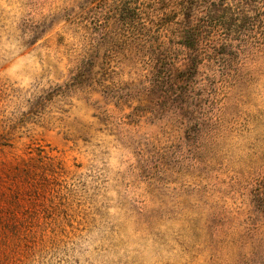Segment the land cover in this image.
<instances>
[{"label":"rangeland","instance_id":"obj_1","mask_svg":"<svg viewBox=\"0 0 264 264\" xmlns=\"http://www.w3.org/2000/svg\"><path fill=\"white\" fill-rule=\"evenodd\" d=\"M187 1L0 0V264H264V4Z\"/></svg>","mask_w":264,"mask_h":264},{"label":"trees","instance_id":"obj_2","mask_svg":"<svg viewBox=\"0 0 264 264\" xmlns=\"http://www.w3.org/2000/svg\"><path fill=\"white\" fill-rule=\"evenodd\" d=\"M162 1L166 5L168 0ZM257 1L259 0H188L183 6L190 5L188 10L193 8L195 11L197 6L205 4L204 8L202 7L204 14L198 22L208 28L220 27L237 32L239 29L254 27L262 22L263 13L261 9H257ZM262 1L264 4V0ZM198 22L193 24V29L199 27Z\"/></svg>","mask_w":264,"mask_h":264}]
</instances>
